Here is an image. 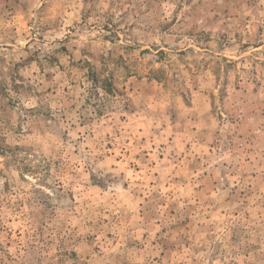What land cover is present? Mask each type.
I'll list each match as a JSON object with an SVG mask.
<instances>
[{
  "label": "rangeland",
  "instance_id": "rangeland-1",
  "mask_svg": "<svg viewBox=\"0 0 264 264\" xmlns=\"http://www.w3.org/2000/svg\"><path fill=\"white\" fill-rule=\"evenodd\" d=\"M0 264H264V0H0Z\"/></svg>",
  "mask_w": 264,
  "mask_h": 264
},
{
  "label": "trees",
  "instance_id": "trees-1",
  "mask_svg": "<svg viewBox=\"0 0 264 264\" xmlns=\"http://www.w3.org/2000/svg\"><path fill=\"white\" fill-rule=\"evenodd\" d=\"M96 80L94 79V82H95Z\"/></svg>",
  "mask_w": 264,
  "mask_h": 264
}]
</instances>
